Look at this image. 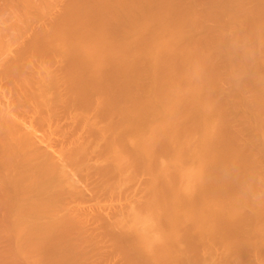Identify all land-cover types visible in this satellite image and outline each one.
Wrapping results in <instances>:
<instances>
[{
    "label": "bare ground",
    "instance_id": "obj_1",
    "mask_svg": "<svg viewBox=\"0 0 264 264\" xmlns=\"http://www.w3.org/2000/svg\"><path fill=\"white\" fill-rule=\"evenodd\" d=\"M0 264H264V0H0Z\"/></svg>",
    "mask_w": 264,
    "mask_h": 264
}]
</instances>
